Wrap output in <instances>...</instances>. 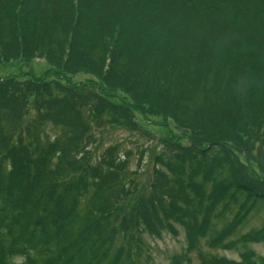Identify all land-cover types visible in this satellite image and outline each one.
<instances>
[{
  "label": "trees",
  "instance_id": "16d2710c",
  "mask_svg": "<svg viewBox=\"0 0 264 264\" xmlns=\"http://www.w3.org/2000/svg\"><path fill=\"white\" fill-rule=\"evenodd\" d=\"M33 58L50 78L0 76V264H133L179 227L171 264H264V222L238 234L264 211V0H0V66ZM135 112L188 140L160 141L145 192L88 147L92 114Z\"/></svg>",
  "mask_w": 264,
  "mask_h": 264
},
{
  "label": "rangeland",
  "instance_id": "374dc122",
  "mask_svg": "<svg viewBox=\"0 0 264 264\" xmlns=\"http://www.w3.org/2000/svg\"><path fill=\"white\" fill-rule=\"evenodd\" d=\"M49 66L44 58H33L30 62L17 60L9 64L0 66V76L7 74L19 75L20 73L32 72L35 76H48ZM86 74H77L72 77L76 82L87 78ZM115 99L123 98L121 92L115 93ZM146 108V105L143 107ZM34 114L33 110L28 111L26 119ZM92 114V121H99V124L93 122L91 133L96 138L95 142L88 147L91 149L92 159L105 147L115 144L120 153L127 155L129 169L135 171L133 174L141 192L148 189L154 164V156L161 151L160 141L166 137H177L183 144L188 140L183 131L177 128L171 120L156 117L150 113H134L133 120L128 122L126 118L115 117L112 114L100 113ZM95 117V118H94ZM51 134L53 130L46 127ZM264 222V211L252 213L240 224L238 234L244 233L249 229L259 228ZM143 242L138 253L134 257L133 264H171L173 256L181 255L184 252L186 243L184 231L179 227V234L172 236L165 234L160 238L144 234ZM205 251H212L228 258L238 259V253L235 251L210 250L203 244L201 246ZM256 255L264 257V239L250 244ZM190 264H198L195 252L189 254ZM18 262L20 259H17Z\"/></svg>",
  "mask_w": 264,
  "mask_h": 264
}]
</instances>
